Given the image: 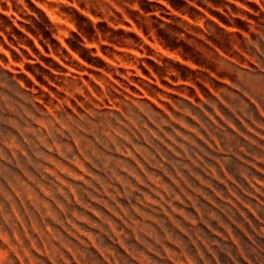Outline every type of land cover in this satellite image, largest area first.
Segmentation results:
<instances>
[{
	"label": "rangeland",
	"instance_id": "obj_1",
	"mask_svg": "<svg viewBox=\"0 0 264 264\" xmlns=\"http://www.w3.org/2000/svg\"><path fill=\"white\" fill-rule=\"evenodd\" d=\"M260 47L264 0H0V264H239L248 244L264 251V103L237 105L217 75L244 79ZM77 96L162 114L199 143L185 152L154 124L168 169L135 145L97 154L101 169L91 143L57 131Z\"/></svg>",
	"mask_w": 264,
	"mask_h": 264
},
{
	"label": "clouds",
	"instance_id": "obj_2",
	"mask_svg": "<svg viewBox=\"0 0 264 264\" xmlns=\"http://www.w3.org/2000/svg\"><path fill=\"white\" fill-rule=\"evenodd\" d=\"M240 38L243 39L242 37ZM257 52L260 53V56H264V48L260 47ZM260 56L257 57L258 60ZM241 70H243V68H241ZM210 71L214 72L215 68H210ZM217 75L221 79L227 78L231 81L230 91L232 89L238 90L236 92V96L238 97L236 101L237 105L247 104L249 100L252 103H264V62L251 66L250 70L245 72L244 79H237L234 75L227 76V74L223 72L217 73ZM189 91L191 94V90ZM85 95H88L87 92H85ZM76 100H79L87 111L78 108L76 106ZM76 100L69 101L72 108H68L67 105H65L63 110L57 113L61 125L58 127L57 131L61 136L66 137V139L62 141L63 143L71 145L73 135L81 138L82 149L86 147L87 143H91L95 149V153L89 150L85 155L101 169H103L105 161L98 159L97 154H102L104 157H109L114 160L118 158L115 156L117 148L126 155L129 148L133 145L142 147L146 150L148 154L147 159L149 163L152 164L153 168L159 165L161 169H168V165L160 160L156 155V151L158 150L167 156L169 161L174 158L165 152L163 145L167 144L168 141L165 140L164 136L161 135V131L158 130L154 124L158 125L159 129L166 133L172 141L184 148L185 152H193L194 149L191 145L199 143L195 136L185 132L182 128H178L177 125L173 124L171 120H168V118L162 114L161 118L154 117L153 123H149L148 119L128 102L121 101L120 105H118L123 109L124 114L121 115L119 112L105 111V106L108 104V101L103 99V97H101L102 102L91 100V97H89V101L86 102L82 96H77ZM141 102L143 101L138 103ZM93 105H97L100 111H97V107H93ZM187 107L191 108L192 106L187 105ZM73 108L76 109L78 115L73 113ZM238 110L239 108L237 107V111ZM152 111L155 112L156 109L152 108ZM89 113H93L94 115H89ZM187 115H191L195 118L194 111ZM161 119L167 123V127L161 123ZM176 119L184 120L187 127L199 131L197 124H193L192 120H187L179 115L176 116ZM63 125H66L69 131H64ZM176 132H180L181 135L186 138L187 143H185V140H181L176 135ZM153 136H155L156 139H153ZM145 137L152 147L144 143ZM72 146L74 147V145ZM176 150L179 151V148ZM181 154L183 155V153ZM78 155V152H73L72 156L69 158H75ZM125 163L128 164L133 171L135 170V165H133L131 161H125ZM149 171H151V169H149ZM120 174L122 175L123 173ZM159 175H161V173L158 172L157 176ZM241 254L243 258L239 260V264H259V258L264 257V251L257 252L253 244H248L246 248L243 247ZM0 257H2V253H0Z\"/></svg>",
	"mask_w": 264,
	"mask_h": 264
}]
</instances>
